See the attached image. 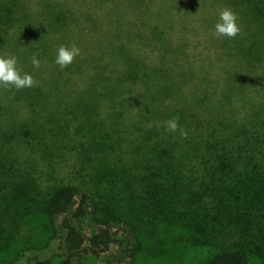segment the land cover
Instances as JSON below:
<instances>
[{
	"label": "trees",
	"instance_id": "trees-1",
	"mask_svg": "<svg viewBox=\"0 0 264 264\" xmlns=\"http://www.w3.org/2000/svg\"><path fill=\"white\" fill-rule=\"evenodd\" d=\"M42 2L48 7L54 1ZM231 3L251 27L241 53L232 52L230 58L239 57L244 69L228 72L227 88L215 91L221 97L216 108L209 87L181 86L184 75L177 82L160 75L164 81L152 86V96L141 99L133 97L142 80L135 75L124 80L122 95L101 82L98 90L77 95L70 89V74L78 71L59 69L50 78L34 32L40 18L51 26L54 38H64V13L45 20L29 0H0V56L17 57L21 74L36 81L42 74L45 79L43 85L20 90L0 86V252L13 244V228L28 216L40 215L52 225L59 221L65 231L66 259L34 264H74L87 242L81 229L85 219L100 228L124 224L130 234L150 239H157L161 230L180 229L191 243L215 250L210 264H264V0ZM34 53L39 69L31 63ZM154 72L146 73L149 82L158 77ZM242 81L258 86L253 96L244 91ZM186 82H192L189 75ZM238 91L244 97L234 106ZM53 99L60 102L51 111L47 108ZM70 99H80L78 111L89 117L78 122L77 138L68 134L72 120L63 112ZM119 100L125 106L138 104V114L120 121L124 107L106 122L98 119L100 102L118 105ZM20 101L31 110L21 121L16 107ZM173 117L187 138L164 130L163 122ZM65 141L77 146L68 177L56 178L51 164L46 172L36 171L25 155L39 153L47 162L54 153L65 157L56 147H65ZM109 236L105 230L94 233L89 239L92 251H106Z\"/></svg>",
	"mask_w": 264,
	"mask_h": 264
},
{
	"label": "rangeland",
	"instance_id": "rangeland-1",
	"mask_svg": "<svg viewBox=\"0 0 264 264\" xmlns=\"http://www.w3.org/2000/svg\"><path fill=\"white\" fill-rule=\"evenodd\" d=\"M29 1L44 15L38 14V17L45 20L51 14L64 13V38H54L51 26L45 25L40 18L36 20L34 32L36 44L44 51V59L47 60L42 66L53 80L55 72L61 69L55 63L57 49L61 45L71 47L73 43L80 48V55L67 67L78 71L70 74L73 80L70 89L76 90L77 95L98 90L97 84L100 82L122 95L127 88L124 80L135 75L142 80L136 86V92H139L134 93L133 97L141 99L152 96V86L163 82L162 76L177 82L178 76L184 75L180 79L182 87H209L213 92L210 101L218 108L221 97L215 91L221 93L227 88L228 72L236 73L239 72L238 68L244 69L243 65L239 66V57L230 58L232 52L241 53L244 35L251 25L247 24V18L239 14L231 0H53L48 7L43 0ZM225 8L237 15L240 33L235 38L217 39L214 26L219 12ZM224 41L228 48L224 47ZM232 46L240 48L233 49ZM7 56L5 54V58ZM154 70L157 71L154 75L158 77L154 82L153 79L149 82L146 78L149 74L146 73ZM260 73H264V69ZM188 75L191 83L186 82ZM258 77L255 74V78ZM44 80L40 74L37 85H43ZM229 81L232 82L231 77ZM242 83L247 89L244 91L253 96V89L258 86L247 85L246 81ZM146 88L150 90V95L146 96ZM243 97V93L238 91L233 97L234 106L240 104ZM66 101L63 112H67V118L72 120L68 134L73 138L80 137L77 135L78 122L89 117L78 111L82 106L80 99L79 102L75 99ZM51 102V107L47 109L54 111L60 101L53 99ZM120 102L118 105L110 101L100 102L96 112L98 119L106 122L124 107L127 108L120 121L129 122L138 114V104L125 106ZM16 107L19 108L20 121L27 115L31 116V110L24 102L20 101ZM108 112L111 116L106 115ZM68 142H64L65 147L56 146L66 152L65 157L55 151L58 154L54 153L49 162L46 161L48 157H42L39 153L30 151L25 155L37 166L36 171L46 172L51 164L54 176L65 178L69 171L74 170L77 153V146ZM45 177L48 181L53 180L51 176ZM81 229L87 236V242L74 258V264H210L215 255L214 249L191 243L180 229L170 232L161 230L157 239H150L146 235L134 236L124 224L100 228L90 219H85ZM102 230L109 233L111 242L106 251L96 253L92 251L89 239ZM12 231L15 237L13 244L0 252V264H34L38 260L62 262L66 259V233L60 228L59 221L52 225L43 216H28Z\"/></svg>",
	"mask_w": 264,
	"mask_h": 264
},
{
	"label": "clouds",
	"instance_id": "clouds-1",
	"mask_svg": "<svg viewBox=\"0 0 264 264\" xmlns=\"http://www.w3.org/2000/svg\"><path fill=\"white\" fill-rule=\"evenodd\" d=\"M237 15L229 8H225L219 12V19L214 28V35L217 39L227 37L235 38L240 33V27L237 24ZM80 48L73 43L71 47L61 45L57 49L55 63L59 65L61 70L69 67L74 59L80 55ZM36 53L30 57L32 65L39 69L41 62L37 58ZM18 60L15 56H0V86L8 89L10 86L16 90L23 88H31L37 85V81L33 75L24 73L17 68ZM164 130L169 133L179 131L180 135L187 138V132L180 128L177 117L167 119L163 122Z\"/></svg>",
	"mask_w": 264,
	"mask_h": 264
}]
</instances>
